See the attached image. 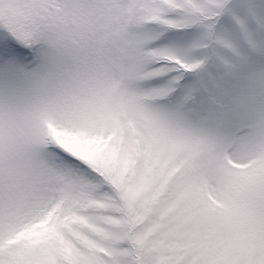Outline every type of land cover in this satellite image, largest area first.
Wrapping results in <instances>:
<instances>
[{"label": "snow or ice", "instance_id": "6c2138e0", "mask_svg": "<svg viewBox=\"0 0 264 264\" xmlns=\"http://www.w3.org/2000/svg\"><path fill=\"white\" fill-rule=\"evenodd\" d=\"M0 264H264V0H0Z\"/></svg>", "mask_w": 264, "mask_h": 264}]
</instances>
